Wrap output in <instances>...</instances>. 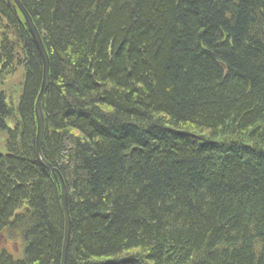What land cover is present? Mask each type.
Returning a JSON list of instances; mask_svg holds the SVG:
<instances>
[{"label": "trees", "instance_id": "trees-1", "mask_svg": "<svg viewBox=\"0 0 264 264\" xmlns=\"http://www.w3.org/2000/svg\"><path fill=\"white\" fill-rule=\"evenodd\" d=\"M20 1L49 55L41 151L68 193L66 264H264V0ZM0 36L24 122L4 126L0 94V235L23 230L24 200L42 222L0 264H62L61 182L36 148L43 63L2 0Z\"/></svg>", "mask_w": 264, "mask_h": 264}, {"label": "bare ground", "instance_id": "bare-ground-1", "mask_svg": "<svg viewBox=\"0 0 264 264\" xmlns=\"http://www.w3.org/2000/svg\"><path fill=\"white\" fill-rule=\"evenodd\" d=\"M4 5L5 6H8V4L10 5V7L12 8L13 12L20 18V20H23L27 27H28V30L30 32V34L32 35L33 37V40L34 42L36 43L35 41V38L32 34V31H31V28H30V24H29V19L31 21V23L33 24V26L35 27L40 39L42 40L39 32H38V29L33 21V16H32V12L29 10L28 7H26L25 5L22 4V2L20 1L21 5L23 6L26 14L19 8V6L17 5L16 1L15 0H2ZM96 3V2H94ZM27 8V9H26ZM95 12V11H94ZM28 36V35H27ZM1 37V36H0ZM46 42V41H45ZM43 43V42H42ZM28 45V44H27ZM44 47V50H45V53L48 57V60H49V55H48V52L46 50V46L43 45ZM38 52H39V55H40V58L42 59V63H43V68H44V59H43V56L40 52V50L37 48ZM14 56V55H13ZM10 60V57H8V63ZM223 66H225L224 64H222ZM226 68V66H225ZM44 70H42V84H41V89L39 91V94L36 98V101H35V104H34V113H35V123H36V128L38 127V125L40 123H43L44 122V127H45V123H47L48 121V113H46V108L44 107V103H43V99H44V96L46 94V91L48 89V86H49V82H50V69H48V72H47V79H46V88L41 96V93H42V85H43V79L45 78L44 75ZM3 94V93H1ZM4 95H8L7 93H4ZM39 95L41 96L40 99H39ZM20 99V94H18L17 96H11L10 98H6V104L9 106V107H12L13 108V114L12 115H9L8 117L5 118L4 120V126L6 128H8L9 126H13L11 127L10 129H13L14 126L19 122L22 126H23V119H22V116L21 114L19 113L18 111V105H19V100ZM39 99V100H38ZM9 131L11 130H7V132L9 133ZM0 135L3 136V138H6L8 139L7 135L3 132L0 131ZM62 177V175H61ZM63 178V177H62ZM60 198H61V194H60ZM61 203H62V200H61ZM21 207L23 209V214L25 215L23 218L25 219V225H23L22 229L24 230V232L30 237V240H31V247H36V245L38 244L39 240L37 239V232L40 230V226L42 225V222L40 221V219H38V217H35L34 215H29L28 214V211H31L30 207L28 206L29 204L27 202L22 201L21 202ZM68 211H69V202H68ZM21 212V211H19ZM71 217L69 216V223H67V220L65 219L64 220V231H63V248H62V252L63 254H65V258H64V263H63V259H62V263L63 264H66V261L67 260V255H68V249H69V243H70V239H71V231H72V223H71ZM23 230H20V229H16V231H11L9 233V239L13 240V241H18V243L20 242V240L22 241V244L23 246H25V239L22 235V232ZM8 239V240H9ZM69 239V240H68ZM66 243V247H64ZM24 250V249H23ZM7 253L9 256H11L15 261H18V260H23L24 259V251H22L21 255H19V252L17 253H13L12 251L10 250H3L0 255L2 253ZM30 260L27 262H24V264H29Z\"/></svg>", "mask_w": 264, "mask_h": 264}, {"label": "water", "instance_id": "water-1", "mask_svg": "<svg viewBox=\"0 0 264 264\" xmlns=\"http://www.w3.org/2000/svg\"><path fill=\"white\" fill-rule=\"evenodd\" d=\"M17 5L19 6V8L26 14L23 6L21 5L20 1L19 0H15ZM29 21V24H30V28H31V31H32V34L35 38V41H36V46L37 48L40 50L42 56H43V59H44V79H43V85H42V93H41V96L46 88V79H47V72H48V69H49V60H48V57L45 53V50H44V47H43V43H42V40L40 39L35 27L33 26V24L31 23L30 19L28 20ZM39 95V99L41 97ZM38 99V100H39ZM43 131H44V122L43 123H40L37 127V135H36V148H37V155L39 157V160L41 161L42 165L45 166L47 169L49 170H54L59 179H60V182H61V200H62V205H63V210H64V220L66 219L67 220V223H69V216H70V213L68 211V195H67V189H66V185H65V182L63 180V178L61 177V174L60 172L56 169V168H53L52 165L48 164L42 157H41V140H42V136H43ZM71 221V220H70ZM69 240V239H68ZM66 247V243L64 244ZM64 258H65V254H63V263H64ZM62 263V264H63Z\"/></svg>", "mask_w": 264, "mask_h": 264}, {"label": "rangeland", "instance_id": "rangeland-1", "mask_svg": "<svg viewBox=\"0 0 264 264\" xmlns=\"http://www.w3.org/2000/svg\"><path fill=\"white\" fill-rule=\"evenodd\" d=\"M10 69L11 68H7L5 69V71H2L1 73L3 74L2 76H0V94L1 93H7L8 95V98H10V96H17L19 94V84L22 80V76H23V72L20 70V71H17V72H13L11 73L10 72ZM0 73V74H1ZM13 126H9L8 128H11ZM7 142V139L6 138H3L2 135H0V153H5V143ZM15 145V147H18V143H16V140L15 138H13V141H12ZM41 144H42V140H41ZM17 145V146H16ZM68 195V193H67ZM63 207V205H62ZM64 212V210H63ZM4 238H6L4 235H3ZM2 237V234H1V238H0V251L3 249V248H6L10 251H12L13 253H18L19 252V255H21L23 249H24V246L22 244V241L20 240V242L18 243V241H13L11 239H7L6 241L4 240V238Z\"/></svg>", "mask_w": 264, "mask_h": 264}]
</instances>
